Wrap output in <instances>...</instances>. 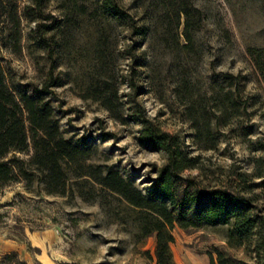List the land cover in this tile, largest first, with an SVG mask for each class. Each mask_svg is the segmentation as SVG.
Instances as JSON below:
<instances>
[{
    "label": "rangeland",
    "instance_id": "1",
    "mask_svg": "<svg viewBox=\"0 0 264 264\" xmlns=\"http://www.w3.org/2000/svg\"><path fill=\"white\" fill-rule=\"evenodd\" d=\"M0 28L9 88L51 106L63 137L90 152L84 166L117 172L158 199L166 159L139 144L143 118L197 158L173 176L174 264H220V255L223 264H255L248 242L230 245L232 222L205 224L197 212L215 192L262 181L249 178L264 157V82L249 50L264 48V0H0ZM69 177L64 196L23 182L2 189L0 264H155L138 211ZM244 190L253 208L264 207L263 186Z\"/></svg>",
    "mask_w": 264,
    "mask_h": 264
},
{
    "label": "trees",
    "instance_id": "2",
    "mask_svg": "<svg viewBox=\"0 0 264 264\" xmlns=\"http://www.w3.org/2000/svg\"><path fill=\"white\" fill-rule=\"evenodd\" d=\"M178 16L184 18L185 40L191 41L189 11L184 8ZM9 22L14 27L19 25L16 6L11 8ZM18 40L16 33L14 41L17 43ZM249 54L264 82V48L249 50ZM139 123V144L147 150L164 153L166 159L156 181V200L147 199L117 172L100 166H84L83 162L88 159L90 152L63 137L49 104L24 93L13 92L0 64V193L12 182H23L26 189L36 185L45 195L64 196L68 192L70 175L78 179L85 178V183L90 180L138 211L141 235L153 236L155 240V264H174L170 245L174 241L171 232L175 222L174 211L169 209L176 204L173 176L193 168L197 158L188 156L176 137L154 127L147 118L140 119ZM253 164L249 178L251 181L262 179L261 184L242 185L247 180L245 174H240L238 185L246 187L236 194L219 196L217 192L213 193L215 198L210 200L207 208L197 212V219L209 225L232 222L230 235L238 242L230 245L241 247L244 241L248 242L255 264H264V207L253 208V200L246 197L244 190L264 187V157L254 160ZM261 197L264 200V196ZM252 208L257 212L250 213ZM188 225L190 223L182 224L181 227L186 228ZM5 259H9V256ZM218 262L224 263L221 255L218 256ZM211 264H214L213 259Z\"/></svg>",
    "mask_w": 264,
    "mask_h": 264
}]
</instances>
